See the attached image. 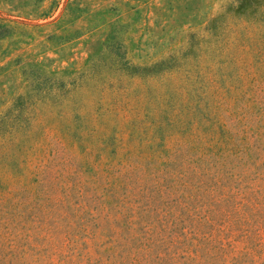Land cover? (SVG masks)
Masks as SVG:
<instances>
[{
	"label": "rangeland",
	"instance_id": "rangeland-1",
	"mask_svg": "<svg viewBox=\"0 0 264 264\" xmlns=\"http://www.w3.org/2000/svg\"><path fill=\"white\" fill-rule=\"evenodd\" d=\"M237 2L0 0V264H264V16Z\"/></svg>",
	"mask_w": 264,
	"mask_h": 264
},
{
	"label": "trees",
	"instance_id": "trees-1",
	"mask_svg": "<svg viewBox=\"0 0 264 264\" xmlns=\"http://www.w3.org/2000/svg\"><path fill=\"white\" fill-rule=\"evenodd\" d=\"M232 13L234 15L241 14L248 18L255 17V15L264 16V0H238L232 8ZM36 84L38 83L36 82ZM25 96H27L26 91L24 92Z\"/></svg>",
	"mask_w": 264,
	"mask_h": 264
}]
</instances>
